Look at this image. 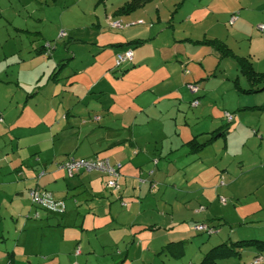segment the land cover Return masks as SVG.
I'll return each instance as SVG.
<instances>
[{
	"label": "rangeland",
	"instance_id": "374dc122",
	"mask_svg": "<svg viewBox=\"0 0 264 264\" xmlns=\"http://www.w3.org/2000/svg\"><path fill=\"white\" fill-rule=\"evenodd\" d=\"M131 1L0 0V166L3 165V155L9 152L7 141L14 143L10 136L29 132L26 126L29 122L34 125L31 131H36L38 118L49 110L53 115L60 107L59 122L64 113L63 105L67 104V108L81 105L82 109L75 107L78 110L71 112L69 123L78 126L83 120L93 122L94 115H90L91 119L87 118L89 110L83 105H96L102 90L106 101L107 97L111 99L117 96L121 99L118 107L126 110L130 107L132 113V110L138 111L146 107L152 99L158 101L155 97L159 90L164 93L177 85L179 90L163 99L162 109L171 122L178 119V123H182L185 113L186 121L189 119L191 125L190 129L195 130L205 129L210 120L214 119L213 114H207L203 119L196 118V108L191 106L192 99L198 97L199 91H205L199 101L206 98L209 105L214 101L215 106L212 108L217 110L216 115L222 120V127H227L228 130L236 128L225 145L226 153H222L223 138L219 139L217 146L209 150L210 159L216 163L217 169L228 167L226 173L219 170L218 175H211L214 180L203 182L205 187L216 185L218 189L217 192L213 189L205 192L206 196L212 199L213 205H206V202L199 200L175 202V193L170 187L167 198L170 199L168 201L171 207H168L166 213L169 222L174 221L178 225L176 228L170 227L168 243L182 241L183 255L178 259L170 257L171 253L176 251L175 245L167 249L168 254L165 251L157 254L160 248H150L155 255L145 252L147 248L144 247L143 254H139L143 248L137 249V253L131 252L135 255L129 256L128 260L133 259V264H199L204 254L219 243L253 240L264 244V142L261 140L260 131H257L258 124H262L264 128V110L245 109L242 113L236 109L231 110L236 102H241L236 100L241 94L235 88V76H238L237 84L243 87H246V81L238 75L233 60L225 58L218 61V53L211 45L206 44L218 40L239 57L253 54L254 58L251 60L253 59L258 68L264 69V39H261L264 34L256 29L258 20L262 19L264 0H151L128 15L116 14L119 7ZM229 5L233 6L235 11H229ZM232 17L236 20L230 23ZM261 21L264 23L263 19ZM113 23H119L121 27H113ZM236 31L241 32L236 34ZM249 35L253 39L252 44ZM134 39L147 41L136 48L134 45H119ZM42 46L45 48L44 52L37 53ZM126 48L139 50L140 53L150 56L144 67L134 70L136 73L127 68L131 66L130 62L120 67L115 65L116 51ZM160 52L164 53V61L167 57L177 53L179 55L175 56L173 64H167L159 59ZM165 68L168 78L162 81V77L165 78ZM199 74L202 75L198 76ZM140 76H147L146 86L140 89L141 93L135 87ZM188 84L194 85L195 92L190 93ZM144 89L155 91L157 95L152 93V96H149ZM181 95L185 97L184 103L179 101ZM114 109L115 106L111 110ZM224 113H232L234 121L228 123L222 118ZM4 120L14 122L12 133L3 130ZM61 124L64 125V122L61 121ZM96 135L93 140L101 137L100 132ZM83 139L84 137L71 152L76 159L90 154ZM205 139L199 137L200 142ZM28 140L30 139L21 142L26 146ZM261 142L263 144H260ZM165 145L168 146L167 142ZM13 150L15 152L16 149ZM43 151L51 155L52 149L45 148ZM16 152L20 153L23 159L35 157L27 156V148ZM44 152H41L42 158ZM9 155L12 156L11 153ZM64 173L66 178L77 180V177L70 178L65 171ZM170 181H176L181 188L186 187V183L177 173ZM72 191L69 189L62 195L66 196L64 212H71V216L64 221L69 223L72 219L70 228L63 232L65 240L61 239V236L59 238V231L43 229L38 233L46 245L53 240V249L60 254L54 262L45 264H99L97 257L102 255L99 239L105 231L85 232L82 238L79 235L81 242L79 239L76 241L78 247L83 248V252L82 256L74 261H67L66 255L60 252L61 249L63 253L70 250L68 241L81 234L75 227L80 219L76 218L78 222L73 224L75 209L80 210L83 215L86 212L85 207L78 209L73 203L78 200L75 194L81 190ZM54 196L58 198L60 194L55 193ZM189 196L181 194L179 198L184 201ZM124 203L127 202L122 200L121 205ZM96 205L99 203L96 202ZM95 210H100V207ZM104 212L105 210H101L102 215ZM122 215L118 214L117 221L123 224L125 222ZM214 217L223 220L209 222V227L217 230V233L208 235L194 230L195 222ZM49 218L51 221H63L61 217ZM8 219L10 221V218ZM141 220L142 218L135 223L138 224ZM1 222L3 227L7 226L4 221ZM137 234L157 235L155 231L149 230ZM126 239L121 246L122 251L129 246V240ZM56 240H63L62 245L59 246ZM239 253V258L217 261L216 264H251L253 257H264V251L254 246L242 247ZM128 262L131 263L127 261L125 264H129ZM17 264L28 262L25 260L24 263ZM33 264L36 262L33 261Z\"/></svg>",
	"mask_w": 264,
	"mask_h": 264
},
{
	"label": "crops",
	"instance_id": "0c3cea01",
	"mask_svg": "<svg viewBox=\"0 0 264 264\" xmlns=\"http://www.w3.org/2000/svg\"><path fill=\"white\" fill-rule=\"evenodd\" d=\"M229 6V11L233 12V6ZM233 10L235 11V9ZM262 19L264 20V9ZM262 19H259L258 22L261 23ZM237 21H239V18ZM152 29L151 27L150 30L152 31ZM238 32L241 31H236L235 33L237 34ZM261 33L263 35L264 31ZM240 35L243 34L240 33ZM249 38L252 44L253 39L251 35H249ZM261 39H264V36ZM123 50L119 49L116 52L119 53ZM37 53L39 52L37 51ZM163 54L162 52L159 53V59L167 64H173L175 56L179 55L177 53L172 57H167L164 61L163 58L165 56ZM245 57L249 59L257 72L264 73V69L258 68L254 64L253 59L251 60L252 57L254 58L253 54ZM149 58L150 56L140 53L139 50H133V57L130 62L131 66L127 68L132 70V73H136L134 70L144 67ZM174 67L172 66V68ZM236 71L238 73L237 67ZM201 75L199 74L198 76ZM238 75L240 74L238 73ZM167 78L168 72L167 68H165V78L163 79L162 77V81H165ZM146 80L147 76L137 78L135 87L140 93L141 88L146 86ZM192 80L194 79L192 78ZM235 81V85L237 86L235 88L241 94L236 97V100L239 99L241 102H236L231 110L236 109L240 113L244 112L245 109L258 111L255 108L264 105V90L246 94L241 90L247 89V82L246 87H243L237 84L238 76H235ZM177 90H179V86L176 85L164 93L159 90L157 95L155 91L152 92L149 89H144L143 91L149 96H152V93L153 95H157L155 98L158 101L152 99L151 103L146 107L138 111L132 110V113H130V107L127 110L126 108L118 107L121 99L117 96H114V98L110 97L111 99L107 97L108 100L106 101L102 90L97 97L96 105L82 104L89 110L87 118L91 119L90 115H94L93 122L83 120L78 126L70 124L68 117L71 112L74 109L82 108L81 105L67 108L66 104L62 107L64 113L60 117L64 125L61 124V121L58 122V113H61L60 107H58L53 115H51L52 111L49 110L44 116L38 118L36 131H31L34 125L29 122L26 125L27 130H30L29 132L22 135L10 136L14 141V145L11 141H7L9 143V152L3 155V165L0 166V264L24 263L25 260L28 264H33V261L36 264H45L54 262L56 257L60 255L58 251L53 249L55 247L53 240L49 242V245H46L38 233L43 229L55 232L59 231V238L61 236V239L65 240L66 236L63 232L66 228H70L69 226L71 225L69 224L72 222V219H70L69 223L64 220L71 216V212H64L61 215L44 210L41 212L42 209L33 205L28 198V191L31 189L46 190L51 193L54 199L63 202L64 205L66 204V196H62L63 192L67 193L69 189L73 190L72 192L81 190L75 194L78 200L73 201L76 204L75 207L78 206V209L82 207L86 209L84 215L80 213V210L75 209L76 215H74L73 224L78 222L76 218L80 219V222L75 227L80 230L81 234L75 235V238L68 241L70 243V250H67L65 253H63L62 249L60 251L66 255V260H69V262L82 256L83 248L78 247L76 240L79 239L81 242L83 233L90 231H101V233L105 231L102 234V238L99 239V245L102 250V255L97 257L99 264H115L118 262H120L119 264H125L127 261H131V263H128L133 264V259L131 260L130 258L128 260L129 256L135 255L131 254V252L137 253V249L143 248L139 252L141 255L144 252V247L147 248L145 252H151L152 255H155V252L150 248L154 250L160 248L157 251V254H159L168 243L170 227L172 229L178 225L174 221L170 223L166 213L168 207H171L168 201L170 199L167 198L170 187L175 193V197H173L175 202L186 203L199 200L204 203L206 202V205L212 206V199L209 196L207 197L205 192L207 190L211 191L210 189L217 192L218 189H216V185L205 187L203 182L214 180L211 175H218L217 172L219 170L226 173L228 167L217 169L216 163L210 159L211 154L209 150L217 146L216 144H218L219 139L223 138L222 153H226L224 149L225 145L236 128L228 130L227 127H222V120L216 115L217 110H215V107L212 108V106H215L213 104L214 101L212 105L208 104L209 102L205 100L206 98L199 101L200 96L206 93L205 91H199L198 97L196 96L192 99V102L197 101V105L192 106L196 108V118L203 119L207 114H213L214 116V119L210 120L209 125L205 129H190L191 125H189V119L186 121L185 113L182 123H178V119L171 122L162 109V102L163 99L171 93H176ZM195 95L197 93L192 96L194 97ZM180 97L179 101L184 103V95ZM78 104L80 103L78 102ZM113 106H115V109L112 111ZM80 115H82L81 112ZM222 118L225 119L223 114ZM217 119L219 120L217 121ZM232 121H234L233 116ZM2 124L4 126L3 130L6 133H12L13 121L4 120ZM216 130L218 135L224 131L226 132L224 136L217 137L201 151L191 153L186 147L185 144L193 138L198 143L205 142L212 137L211 133ZM103 131L104 133H102ZM257 131H260L261 140L264 142V128L262 124H258ZM99 132L101 133V137L93 140ZM160 136L161 138L159 139ZM83 137V141H85L86 148L89 149L90 154L80 158L108 159L112 166H120L117 189L106 188L105 182L107 181V177L98 172L78 173L72 176L77 177V180L65 177L66 175L60 164H62V161L66 157L71 156L76 158L71 152ZM199 137L206 139L200 142ZM27 138L30 140H28L29 143L25 146L23 145L25 143L21 141H25ZM61 141L63 142L61 143ZM166 142L168 144L167 147L165 145ZM263 142L260 144H263ZM23 148H27V153H29L27 156L35 157L23 159L21 154L16 152V150L20 151ZM45 148L52 149L50 151L51 155L43 151ZM13 149H16L15 152ZM41 152L45 153L44 158H42ZM10 153L12 156L9 155ZM41 172L43 173L41 174ZM175 173L179 174L183 182L186 183L185 188H181L176 181H170ZM69 186L72 188H69ZM55 193L60 194V197L54 196ZM71 194L73 195V193ZM181 194L190 196L182 201L179 198ZM79 198L83 200L80 201ZM122 200L127 202L123 206L121 205ZM88 201H90L89 204ZM96 202L99 203L98 206ZM96 207H100V210H95ZM101 207L103 208L101 209ZM101 210H105L104 215H102ZM118 214H123L121 217H124L123 222L125 223L122 224L117 221ZM50 216L61 217L63 221H51ZM8 218H10V221ZM41 218H45V220ZM132 218L133 220L131 221ZM140 218L142 220L136 224L135 222ZM221 220L222 218L214 217L210 220L195 222V224L209 223L211 221L218 222ZM1 221H4L7 226L3 227L4 224ZM143 230L155 231L157 235L148 234L145 236V234H137ZM159 234L160 236H158ZM126 238L129 240L127 242L129 246L125 251H122L121 246L127 240ZM63 240H56V242H59V246H61ZM169 243L175 242L170 241ZM179 246H175L176 251L180 249L181 246ZM256 259V257H253L251 264H262L264 257H259V260L256 261L257 263L254 262ZM70 264L77 263L70 262Z\"/></svg>",
	"mask_w": 264,
	"mask_h": 264
},
{
	"label": "trees",
	"instance_id": "16d2710c",
	"mask_svg": "<svg viewBox=\"0 0 264 264\" xmlns=\"http://www.w3.org/2000/svg\"><path fill=\"white\" fill-rule=\"evenodd\" d=\"M150 1L151 0H132L131 2L126 3L123 6L119 7L117 9V11H116V14H118V15H128V14L136 11L137 9L143 7L146 3L150 2ZM261 24H264V23H261ZM144 41L146 43L147 40H142L141 41L139 39H134V40L128 41L126 43H122V44L120 43L119 45L121 47L122 46L126 47V46H129V45H134V47L136 48L137 46L142 45L144 43ZM206 44H208L209 46L211 45L213 47V49L218 53V61H221V60H223L225 58H229V59H231V60H233L235 62L237 70H238V73L242 77L245 78V80H246V82L248 84L247 89L241 90L243 93L250 94V93H257L259 91L264 90V73L257 72L254 69L252 63L249 61V59H247L246 57H239V56L235 55L228 47H226V45L223 42H220L218 40L209 41ZM44 49L45 48L42 46V47H40L38 49V52L39 53H43ZM128 50L132 52V57H133V51H132V49H129V48H126L123 51H120L119 53H123V52L128 51ZM119 53H117V54H119ZM131 60H132V58L129 61H126V62H124L122 64L131 62ZM121 65L116 66V67H120ZM250 109H254V108H250ZM255 109L263 110L264 109V105H262L261 107L255 108ZM225 132L226 131H224V132H222V133H220L218 135V132L216 130L215 132L211 133L212 137L209 138L208 140H206L203 143H198L196 141V139L193 138L192 140L188 141L185 145H186V147L189 149V151L191 153H196V152L201 151L209 143H212L217 137L224 136ZM67 158H69V157H67ZM93 159H101V158H91V159H88V160H93ZM119 169H120V166L116 169V171L120 174ZM78 173H85V172H78ZM78 173H76V174H78ZM74 175L75 174L71 175L70 177H72ZM107 180H108V177H107ZM41 191H46V190H41ZM46 192H48V191H46ZM48 193L51 195L50 192H48ZM51 197L53 198L52 195H51ZM54 200L58 201L56 199H54ZM64 211H65V209H64ZM63 213H61V214H63ZM61 214H58V215H61ZM200 224L206 225L207 228H209V229H211L213 231V233H216V230H214V229L209 227V223H197V224H195V226L196 225H200ZM197 232H199V231H197ZM201 233H206V232H201ZM212 234H210V235H212ZM173 245H175V246L176 245H178V246L180 245L182 247V241L167 244L165 247H163L161 252L165 251L167 253V249H171V246H173ZM246 246H254L258 250L264 251V248H263L264 244L262 242H258V241L239 240V241H236L234 243L233 242L232 243H225L224 242V243H221V244H218V245H215V246L211 247L204 254L203 259H202V261L199 264H216L217 261H224V260H230V259H234V258H239L240 257V253H239L240 248L246 247ZM181 247H180L179 250L171 253L172 256H170V257L175 258V259L180 258L183 255V252H181ZM161 252H159V253H161ZM259 257H261V256H257L256 257L257 259L254 260V262L258 261Z\"/></svg>",
	"mask_w": 264,
	"mask_h": 264
},
{
	"label": "built area",
	"instance_id": "2783aa9c",
	"mask_svg": "<svg viewBox=\"0 0 264 264\" xmlns=\"http://www.w3.org/2000/svg\"><path fill=\"white\" fill-rule=\"evenodd\" d=\"M236 20L235 17H232L230 20V23L234 22ZM113 27H121V24L119 23H113ZM256 29L259 32L264 31V24L257 25ZM132 58V52L131 51H125L123 53L116 54L115 57V65L119 66L122 63L129 61ZM187 89L191 92H195L196 88L194 85L188 84ZM197 101H194L192 103V106H196ZM224 118L228 123L232 121V115L229 113L223 114ZM61 168L68 174V176H71L73 174H76L78 172H99L108 177V180L105 183L106 188L109 189H117L118 188V177L119 174L116 171V169L119 167L117 166H111L109 161L107 159H76L73 157L67 158L62 164H60ZM43 172H41L42 174ZM40 174V175H41ZM28 198L30 202L40 207L41 209L45 210L46 212L53 213V214H61L64 212L65 205L61 201H55L51 195L46 191H41L39 189H31L28 191ZM196 231L199 232H206L207 234H212L213 231L209 228H207L206 225L200 224L196 225L194 227ZM77 253V251H76Z\"/></svg>",
	"mask_w": 264,
	"mask_h": 264
}]
</instances>
